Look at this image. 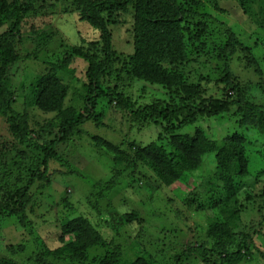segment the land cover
<instances>
[{
	"label": "trees",
	"instance_id": "trees-1",
	"mask_svg": "<svg viewBox=\"0 0 264 264\" xmlns=\"http://www.w3.org/2000/svg\"><path fill=\"white\" fill-rule=\"evenodd\" d=\"M47 1L0 0V114L12 136L11 141L1 144L0 156L7 157L5 152H14L8 160H0V224L13 219L17 229H36L40 222L32 214L37 196L53 186L57 177L81 176L70 167L69 158L76 154L75 139L83 133L86 124H103L104 112L101 114L99 107L105 102L132 115L142 126L153 119L156 123L162 122L168 137L163 141L162 133L158 140L138 147L132 144L127 151L122 149V143L93 135L95 149L109 156L116 165L112 167L111 177L95 186L101 187L98 197L105 196L104 190L110 192L116 188L124 165L131 166H128L132 170L129 178L133 172L140 171L138 168H144L166 187L190 179L206 167L213 180L209 183L207 201L200 203L199 208L206 210L209 217L208 243L200 244L195 250L209 264L250 261L254 237L264 230V186L258 189L264 184L260 179L264 176V167L254 173L250 162L254 154L249 153L250 147L245 141L246 131H255L264 139V105L248 98L249 87L230 79L236 78L232 75L234 61L238 63L239 59L246 67L252 65L254 50L264 45V38L251 46L228 27L225 36L210 34L213 42L223 46L218 49L210 44L204 13L195 7L209 2L224 13L220 4L226 0H64L65 12H72L76 7L75 12L93 29L89 39L84 35L80 41L69 44L64 37L49 38L35 24L25 31L31 35L24 36V32L22 36L28 25L26 18L32 12L37 13L41 6L48 8ZM234 1L244 13L253 16L260 28L264 27V0ZM127 12L132 14L130 20L125 18ZM118 25L126 27L131 37V52L115 46ZM18 37L37 41V46L40 39L41 43H53L51 49L42 46L28 54L36 61V72L20 107L9 84L11 67L23 59L13 40ZM195 42L206 52L205 57H211L213 52L220 60L219 67L224 68L220 76L199 70L197 63L201 56H193L190 51ZM138 83L162 86L169 99L139 105L138 99L134 100L126 92ZM215 86L221 92L226 90L222 93L224 96L214 92ZM71 92L77 105H67ZM228 114H232L238 127L232 134L209 137L202 129L195 134L181 133L202 117ZM57 164L65 170L57 169ZM243 179L248 181L246 192L238 182ZM198 186L201 190V185ZM192 194L197 201L200 193L193 191L189 197ZM210 194L214 196L209 198ZM240 196L244 198L242 201ZM213 202L217 204V214L211 208ZM138 214L137 211H113L112 219L117 221L119 229L136 221ZM60 225L62 245L57 249L39 250L33 256L34 264H53L54 256L69 264H159L144 257H123L120 246L90 258L89 249L109 245L95 226L83 217L63 219ZM9 249L15 252L22 250L23 245ZM259 254L264 260V252ZM0 264L27 263L0 255Z\"/></svg>",
	"mask_w": 264,
	"mask_h": 264
},
{
	"label": "rangeland",
	"instance_id": "rangeland-1",
	"mask_svg": "<svg viewBox=\"0 0 264 264\" xmlns=\"http://www.w3.org/2000/svg\"><path fill=\"white\" fill-rule=\"evenodd\" d=\"M47 4L48 8L42 6L39 9L36 8L38 9L37 13L32 12L26 18L28 25L24 28L22 36L25 31H28L26 29L31 28V24H35L37 26L35 28L44 29L50 35L49 38L64 37L69 44L80 41L84 35L87 39L90 38V35L92 36L93 29L88 23L83 22L78 12H75L76 7H73L72 12H65L66 3L64 0H48ZM51 5H56V7L50 8ZM220 5L225 9L224 13L219 12L215 4L209 2L201 3L195 7L204 13L205 21L208 23L210 44L212 43L217 48L223 46L213 42V35L210 34L220 33L225 36L224 31L228 27L236 31L241 40L251 46H255L260 38H264V27L260 28L253 16L244 13L236 1H221ZM255 11L256 9L252 10V14ZM124 15L128 20L132 18L130 12ZM116 33L115 46L123 52H131L132 46L129 44L131 37L126 31V27L122 28L118 25ZM27 34L31 35L25 32L24 36ZM13 40L16 47H19L23 59L11 67L9 84L20 107L24 100V94L29 92L28 85L35 78L33 73L36 72V61L34 62V57H30L28 54L42 46H48L51 49L53 43L48 41L41 43L40 39V44L37 46V41L32 42L31 39L23 40L22 37H18L17 40ZM198 47H200L199 44L195 42L190 47V51L193 56H201L197 63L199 70L214 77L220 76V73L224 71V68L220 69L219 67L220 60L213 52L210 53L211 57H205L206 52ZM254 57L255 62L248 67L244 62L240 63L239 59L238 63L234 61L232 64L234 74L232 75H235L236 78L232 76L230 81L245 88L249 87L248 98L264 105L263 44L254 50ZM142 84H135L134 89L133 87L126 89V92L132 95L134 100L138 99L139 105L169 99L167 90L162 86L148 83L143 86L144 84ZM214 90V92L218 91L219 96H224L222 93H226V90L221 92L216 86ZM77 103V99L71 92L67 105H77ZM99 112L101 114L104 112L101 123L109 127L105 128L103 124L100 126H96L94 123L86 124L83 127V133H80L75 139L76 154L69 158L70 167L80 172L81 176L73 174L63 179L57 177L53 186L46 188L37 196L35 212L32 214L34 219L40 222L36 224V229H17L16 221L13 219H6L5 222H2L0 224V255L11 256L21 262L34 264L33 256L39 250L57 249L62 245L60 223L63 219L83 217L88 219L106 243H109L107 247L98 245L89 249L90 258L105 255L108 250L111 251L113 247L120 246L123 257H144L159 264H209L204 261L195 248L202 243H208L206 230L209 217L205 213L207 211L201 210L199 205L206 202L209 196V183L213 180L211 175H208L210 170L203 167L190 179L186 178L174 186L166 187L144 168H138L140 171L133 169L135 173L133 172L132 177L129 178L132 170L127 164L128 166L121 167L123 173L118 176L116 188L110 192L104 190L105 196L98 197L101 187L95 186L100 182L107 181L111 177L112 167L116 165L109 156L102 155L95 149L93 135L103 136L117 144L122 143V149L127 151L132 144L138 147L158 140L162 133L163 141L168 137L164 130V124L156 123L154 119L150 120V124L142 126L139 121L132 118V115L111 108L105 102L101 103ZM237 128L232 114H228L202 117L195 124L182 130L181 133L195 134L198 129H202L209 137H224L234 133ZM11 140L8 124L0 114V147L1 144ZM245 144L250 147L249 153L254 154L250 162L254 173H256L258 169L264 167V139L255 131H246ZM13 153L5 152L8 156L3 158L0 156V160H8ZM56 166L57 169L65 170V167L60 164ZM260 179L263 181L264 176ZM238 182L243 187V192L248 191L246 189L247 180H238ZM198 185H201V190ZM262 186L264 184H260L258 189ZM193 191L200 193L197 195V201L194 200L193 194L192 197H189V193H193ZM212 196L214 195L210 194L209 198ZM240 199L242 201L244 198L240 196ZM216 205V202H213L211 208L217 214ZM113 211L121 213L137 211L138 219L117 229V221L112 219ZM18 245H23V249L15 252L9 249V247H18ZM250 248L253 251V256L250 261L244 264H264V260L259 254L264 252V230L254 237ZM177 256H180L179 260L176 259ZM51 262L53 264H69L56 256L52 257Z\"/></svg>",
	"mask_w": 264,
	"mask_h": 264
}]
</instances>
